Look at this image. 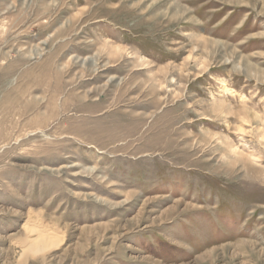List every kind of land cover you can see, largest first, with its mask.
<instances>
[{
    "label": "rangeland",
    "instance_id": "374dc122",
    "mask_svg": "<svg viewBox=\"0 0 264 264\" xmlns=\"http://www.w3.org/2000/svg\"><path fill=\"white\" fill-rule=\"evenodd\" d=\"M0 264H264V0H0Z\"/></svg>",
    "mask_w": 264,
    "mask_h": 264
},
{
    "label": "bare ground",
    "instance_id": "6f19581e",
    "mask_svg": "<svg viewBox=\"0 0 264 264\" xmlns=\"http://www.w3.org/2000/svg\"><path fill=\"white\" fill-rule=\"evenodd\" d=\"M30 233L31 235H33V238H31L30 237L31 235H29L20 239V244L23 246L22 248L23 253L26 252L29 254L32 253L31 255H37V254L42 255L44 252L54 249L55 247H58L61 244V239H59L60 236L57 237V235H55L54 232H52V229H50L47 226H43V228L41 227V229L38 232L30 230ZM23 256L26 257L28 255L26 256L23 255ZM24 259L25 258H23V260Z\"/></svg>",
    "mask_w": 264,
    "mask_h": 264
}]
</instances>
